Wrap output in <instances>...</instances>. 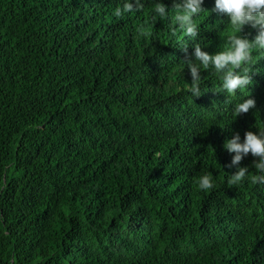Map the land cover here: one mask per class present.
Returning a JSON list of instances; mask_svg holds the SVG:
<instances>
[{
    "label": "trees",
    "instance_id": "trees-1",
    "mask_svg": "<svg viewBox=\"0 0 264 264\" xmlns=\"http://www.w3.org/2000/svg\"><path fill=\"white\" fill-rule=\"evenodd\" d=\"M156 2L0 0V264H264V183L241 182L227 139L264 128V53L244 99L201 70L227 17L203 0L193 40ZM143 30V32H142ZM246 25L242 35L254 38ZM207 174L212 187L201 189Z\"/></svg>",
    "mask_w": 264,
    "mask_h": 264
},
{
    "label": "clouds",
    "instance_id": "clouds-1",
    "mask_svg": "<svg viewBox=\"0 0 264 264\" xmlns=\"http://www.w3.org/2000/svg\"><path fill=\"white\" fill-rule=\"evenodd\" d=\"M202 4L203 0H172V7L168 9L164 3L156 2L153 9L154 18L158 16L163 20L171 13L176 28L185 37L195 40L201 32L197 18L205 12ZM142 7L143 0H124L122 7L114 9V15L120 17L124 13L139 11ZM213 10L227 17L230 31L225 37L222 49L213 54L202 50L199 44L194 46V59L186 61L191 75L187 91L193 97L202 94L201 70L208 69L219 77L221 91L230 96L237 95V91L243 94L239 95V101L233 105L234 113L239 115L248 112L256 103L253 98L243 97L246 86L251 83L250 65L253 51L264 53V0H214ZM246 25L257 30L254 38L249 39L247 35L241 34ZM224 148L233 154L229 167H236V171L229 177V183L241 182L246 176L248 167H241L239 164L249 154L256 158L252 166L260 173L256 177L257 182L264 183V128H259L258 132L246 131L243 139L237 132L226 140ZM198 185L205 190L213 186L207 174L198 178Z\"/></svg>",
    "mask_w": 264,
    "mask_h": 264
}]
</instances>
